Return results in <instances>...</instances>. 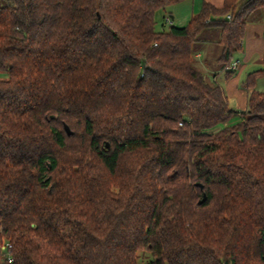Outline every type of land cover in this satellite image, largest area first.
Returning a JSON list of instances; mask_svg holds the SVG:
<instances>
[{"label": "trees", "instance_id": "16d2710c", "mask_svg": "<svg viewBox=\"0 0 264 264\" xmlns=\"http://www.w3.org/2000/svg\"><path fill=\"white\" fill-rule=\"evenodd\" d=\"M181 1L0 0L1 264H264V67L237 112L193 46L230 76L264 0Z\"/></svg>", "mask_w": 264, "mask_h": 264}, {"label": "rangeland", "instance_id": "374dc122", "mask_svg": "<svg viewBox=\"0 0 264 264\" xmlns=\"http://www.w3.org/2000/svg\"><path fill=\"white\" fill-rule=\"evenodd\" d=\"M188 2L189 1H181L173 6L168 7L166 9V14H174L175 17L178 16L181 11L183 12L185 4ZM195 10V13L199 11L198 8ZM163 23L161 21H156L157 29H167L168 25ZM248 26L250 27L247 29ZM250 28L252 29L251 32L249 31ZM263 28L264 8L256 10L248 20V24L246 26L247 30L244 33L245 38L243 37L241 50L235 52L232 59L234 61H238L237 67L234 73L230 76L226 75L225 70L221 69L219 63L216 61L221 52V46L215 42L218 37V32L214 31L216 28L211 31L209 29H204L199 34L198 41L193 45L194 48L197 47L201 51L200 57L196 58L195 67L203 72L205 76H208V78L211 80L212 75H216L218 83L223 88V92L227 98L229 107L237 112L243 111L246 108L247 90L245 87V79L247 74L251 71L264 67ZM0 75L3 76L5 74L0 73ZM255 88L259 90L264 89V79L262 77L257 79ZM238 118V114L233 115L227 124L236 122ZM224 125H226V123L218 124L213 129H221ZM149 258L150 255L146 251L137 252L138 262H144ZM1 263L2 260H0V264Z\"/></svg>", "mask_w": 264, "mask_h": 264}, {"label": "crops", "instance_id": "0c3cea01", "mask_svg": "<svg viewBox=\"0 0 264 264\" xmlns=\"http://www.w3.org/2000/svg\"><path fill=\"white\" fill-rule=\"evenodd\" d=\"M183 1H189V2L187 4H185L183 12L181 11V13L178 16L175 17L174 14L173 15L170 14V15L167 16L169 18V21H167L166 18H164V12L161 11V10H157L156 13H155V21H161L162 23L164 22L166 25H170V24L171 25H176V24H178L179 26H183L184 24H186L188 22V20L191 18V16L195 14V11H196L195 9L198 8V10H199V8L201 7L203 2H209V3H212L213 5H215L217 7H220L222 5V1L223 0H183ZM249 27L250 26H248L247 29ZM247 29H245V32H246ZM251 30L252 29L250 28L249 31L251 32ZM262 30H264V28ZM200 55H201V51H199L196 54V57L198 58V57H200ZM215 80L218 83L216 76H215ZM220 87H221V85H220ZM222 90H223V88H222Z\"/></svg>", "mask_w": 264, "mask_h": 264}, {"label": "water", "instance_id": "95a60500", "mask_svg": "<svg viewBox=\"0 0 264 264\" xmlns=\"http://www.w3.org/2000/svg\"><path fill=\"white\" fill-rule=\"evenodd\" d=\"M64 129L66 130L67 134H71L72 132L70 131L69 127L66 124H63ZM206 196L203 193L202 198L198 201V204H201L205 200Z\"/></svg>", "mask_w": 264, "mask_h": 264}, {"label": "built area", "instance_id": "2783aa9c", "mask_svg": "<svg viewBox=\"0 0 264 264\" xmlns=\"http://www.w3.org/2000/svg\"><path fill=\"white\" fill-rule=\"evenodd\" d=\"M227 17H230V16L227 15ZM167 21H169V19H167ZM236 66H237V61H233V62L231 63V65L229 66V68L234 69V68H236ZM7 246H9V244H7ZM7 260H8V261H11V257H10L9 255L7 256Z\"/></svg>", "mask_w": 264, "mask_h": 264}]
</instances>
